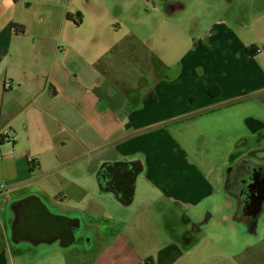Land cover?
<instances>
[{
  "label": "crops",
  "instance_id": "crops-1",
  "mask_svg": "<svg viewBox=\"0 0 264 264\" xmlns=\"http://www.w3.org/2000/svg\"><path fill=\"white\" fill-rule=\"evenodd\" d=\"M257 1L254 6L252 0L250 12L229 10L226 16H211L199 40H188L184 49L190 52L181 55L176 69L166 65L149 46L145 71L135 70L147 81L135 85V73L128 76L118 72L130 62L116 36L102 42V36L96 34L99 27L120 25L115 20L119 15V19L125 17L122 8L119 12L112 8L116 18H110L102 3L91 0H0V181L9 185L8 194L0 199V264H32L39 259L40 254L29 255L24 247L15 245L9 226L14 218L7 214L30 195L36 197L34 204L41 211L64 217L73 232L77 230L48 249L58 250L59 262H67V253L80 254L79 258L89 261L104 244L110 245L111 241L101 239L96 218L127 217L136 210L137 195L142 205H153L158 228L164 225L166 229L167 222L174 220L177 232L187 233L179 237L183 242H190L189 231L198 223L207 225L206 232L226 227L223 218L227 219L234 206L227 195L228 175L240 156L243 159L259 150L262 138L264 143V133H252L246 124L247 119L264 124V0ZM57 10L60 12L56 14ZM86 21L88 35L82 30ZM99 54L100 58H93ZM57 60L61 65L55 64ZM104 62L108 65L102 66ZM97 64L110 76H102L93 84L79 77L81 66ZM63 77L87 92L92 118L98 127L103 122V134L111 125V117L102 112L107 106V86L130 82L133 89L125 94L128 104L136 107L127 113L130 125L125 127L138 135L148 125L164 124L182 154L178 178L165 179L163 167L160 172L156 169V176L150 175L144 146L123 151L114 145L116 137L92 147L105 149V155L88 170L77 165V147L60 145L55 139V129L61 124L53 114V101L55 93L65 88ZM170 82H174L171 87H180L182 99L176 102L160 92L165 113L155 116L151 109L156 103L141 100L140 92L144 86L156 89ZM212 83L220 88L218 96L208 93ZM145 119L152 123L144 124ZM93 136L100 139L102 134L93 129ZM137 160L143 171L134 182L124 181L119 187L106 179L98 183L101 168L118 176L124 165ZM91 171L94 179L90 176L84 180ZM55 192L74 204L60 210L53 202ZM216 215L220 218L213 219ZM174 238L175 234H170L162 246L166 254L180 248Z\"/></svg>",
  "mask_w": 264,
  "mask_h": 264
},
{
  "label": "rangeland",
  "instance_id": "rangeland-1",
  "mask_svg": "<svg viewBox=\"0 0 264 264\" xmlns=\"http://www.w3.org/2000/svg\"><path fill=\"white\" fill-rule=\"evenodd\" d=\"M95 3H102L109 10L108 17L116 18L111 13L114 8L119 12L120 8L124 10L125 17L115 20L120 25H108L99 27L96 34L102 36V42H107L110 35H115L118 45L124 49L126 61L124 69L119 70V74L128 76L135 73L133 83L139 85L141 80H146L145 75H139L135 72L141 68L143 72L146 66V53L149 46L152 51L161 57L165 64L176 69L181 55L190 52L184 49L188 40H199L201 32L209 24L211 16H226L229 10L251 11L252 0H91ZM258 1L255 0L254 6ZM251 5V6H250ZM60 11L57 10L56 14ZM110 22L109 19H107ZM83 32L88 35L90 26L88 21L82 25ZM131 35V38H130ZM51 35L48 36V40ZM132 39V40H131ZM103 46V45H102ZM62 53V51H60ZM112 56V52L109 54ZM102 54L95 55L98 59ZM118 56V53H117ZM101 60H98V63ZM91 64V61H86ZM56 65H61V61H55ZM107 66L104 62L102 66ZM144 67V68H143ZM87 70V71H85ZM153 71V68H152ZM79 77L85 78L91 84L102 76H110L103 67L84 68L80 67ZM118 74V75H119ZM117 75V76H118ZM113 75L112 78H115ZM153 78L155 79L154 75ZM156 80V79H155ZM65 88L55 93L53 101V114L61 126L55 129V139L66 147L75 145L77 148L74 155H80L76 159L84 171L97 159L105 155V149L101 147L92 149L98 145L101 140L108 137H116L114 145H118L123 151H128L136 146H144V158L146 164L150 166V175L156 176V169L163 167L162 175L165 179L178 178L177 167L182 161V154L174 140L167 134L164 124L148 125L143 134L135 135L127 130L126 125L130 121L126 119L127 113L136 106L128 104L126 91L133 89L131 83L124 81L121 84L113 82L107 86L105 97L107 113L111 117V125L106 128L107 134H103L104 124L101 121L99 127L92 118L91 106L85 90H81L78 85L68 84L66 77L62 78ZM174 82L164 83L156 86V89L144 88L140 92L141 100H147V103L153 105L151 113L159 116L165 113L160 104V95L169 94L176 102L182 99L180 87H171ZM54 93V92H53ZM122 108V109H121ZM126 112L123 113V110ZM216 110V109H215ZM221 110V109H220ZM150 121L158 120L148 118ZM144 120V124L152 123ZM174 119L170 120L171 122ZM93 129L98 130L102 136L100 139L93 136ZM132 130V129H131ZM111 144L110 147H112ZM91 149L88 153V151ZM82 154V155H81ZM94 173H87L84 180ZM147 186V184H145ZM53 202L59 206L60 210L69 208L74 203H67L66 199L60 193H53ZM175 206V205H174ZM153 205L144 202L142 205L138 195L135 203L136 212H144V215L132 214L125 218H114L110 215L97 217L99 234L102 240L111 241L110 245H103V248L91 260L86 261L80 254H70L67 262H59L57 257L58 250L41 251L36 249L34 252L39 255V259L32 264H264V221L258 227L256 234H244L238 225L231 224L226 228L223 226L210 231L200 226L193 229L189 241H181L177 232L178 228L174 220L167 227L162 225L158 228V222L154 218ZM177 232V233H176ZM175 234L178 240L179 249H171L169 254L163 252L162 246L167 243V237ZM174 238V239H175Z\"/></svg>",
  "mask_w": 264,
  "mask_h": 264
},
{
  "label": "flooded vegetation",
  "instance_id": "flooded-vegetation-1",
  "mask_svg": "<svg viewBox=\"0 0 264 264\" xmlns=\"http://www.w3.org/2000/svg\"><path fill=\"white\" fill-rule=\"evenodd\" d=\"M261 140L259 150L248 153L243 156V159L241 156L238 158L235 169L230 171L227 179L230 188L227 195L232 198L234 206L233 210L229 212V216L227 215V219L223 218L225 226L238 225L242 232L248 235L256 234L258 227L264 221V143L263 138ZM137 167L138 163L124 165L120 172L122 175L118 176L105 171L102 179H106L110 182L109 184L119 187V185H123L122 182L124 181H132ZM34 203L33 199L29 203H17L18 205L9 209L7 213L9 218L10 216L14 218V222L9 226L15 245L24 247L29 255H38L34 252L36 249L42 248L41 251H47L50 247L56 245L59 239H67L77 231L74 229L73 232V227L64 221V217L63 219L56 218L57 228L55 232L51 230L42 231L40 228L42 219L37 218V214L44 217L49 212L41 211L40 207L35 206ZM217 218H220V216L213 217V219ZM200 226L204 228L206 226L207 228V225L198 223L197 226L192 227L189 233ZM182 233V236L179 237L187 234L185 231Z\"/></svg>",
  "mask_w": 264,
  "mask_h": 264
},
{
  "label": "water",
  "instance_id": "water-1",
  "mask_svg": "<svg viewBox=\"0 0 264 264\" xmlns=\"http://www.w3.org/2000/svg\"><path fill=\"white\" fill-rule=\"evenodd\" d=\"M131 163H135V164L138 163V167H137L136 174H135L134 178L132 179V181L134 182L135 179H136V177L140 173H142L143 167H142V165H141V163H140L139 160H137L135 162H131ZM114 164H117V163H114ZM104 174H105V171H103V168H101L100 171L98 172V176H99L98 183L101 184V182L103 180L102 178H103ZM132 181H129V182L131 183ZM31 199L35 200L36 197L33 196V195L27 196L25 199L22 200V202L25 201L26 203H29ZM37 218H41L42 219V224L40 226V228H41L42 231L46 232L47 230H51L52 232H55V229L57 228L56 217H54L53 215H51L50 213H48L47 216H44V217H41V214H37Z\"/></svg>",
  "mask_w": 264,
  "mask_h": 264
},
{
  "label": "trees",
  "instance_id": "trees-1",
  "mask_svg": "<svg viewBox=\"0 0 264 264\" xmlns=\"http://www.w3.org/2000/svg\"><path fill=\"white\" fill-rule=\"evenodd\" d=\"M245 51L248 54L251 53L249 49H246ZM214 88H216V90H214ZM208 93L211 96H215V95L218 96L220 94V88L215 83H212L208 86ZM246 124L248 125V127L252 133H264V124L263 123L255 120V119H247Z\"/></svg>",
  "mask_w": 264,
  "mask_h": 264
},
{
  "label": "built area",
  "instance_id": "built-area-1",
  "mask_svg": "<svg viewBox=\"0 0 264 264\" xmlns=\"http://www.w3.org/2000/svg\"><path fill=\"white\" fill-rule=\"evenodd\" d=\"M9 192V185L7 182L5 181H0V199L5 196L6 194H8Z\"/></svg>",
  "mask_w": 264,
  "mask_h": 264
}]
</instances>
